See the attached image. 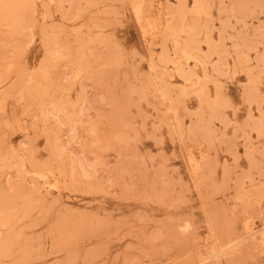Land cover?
<instances>
[{"label": "rangeland", "instance_id": "obj_1", "mask_svg": "<svg viewBox=\"0 0 264 264\" xmlns=\"http://www.w3.org/2000/svg\"><path fill=\"white\" fill-rule=\"evenodd\" d=\"M0 264H264V0H0Z\"/></svg>", "mask_w": 264, "mask_h": 264}, {"label": "bare ground", "instance_id": "obj_2", "mask_svg": "<svg viewBox=\"0 0 264 264\" xmlns=\"http://www.w3.org/2000/svg\"><path fill=\"white\" fill-rule=\"evenodd\" d=\"M132 2V1H131ZM135 3H136V1H135ZM140 7V6H139ZM136 11V10H135ZM147 13V12H146ZM154 20V19H153ZM142 23V22H141ZM155 27V26H154ZM193 168V167H192ZM45 178V177H44ZM228 247V246H227Z\"/></svg>", "mask_w": 264, "mask_h": 264}]
</instances>
